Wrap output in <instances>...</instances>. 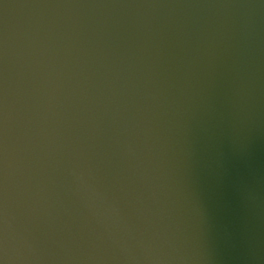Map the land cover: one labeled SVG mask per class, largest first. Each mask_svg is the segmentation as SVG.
<instances>
[{
	"label": "water",
	"instance_id": "95a60500",
	"mask_svg": "<svg viewBox=\"0 0 264 264\" xmlns=\"http://www.w3.org/2000/svg\"><path fill=\"white\" fill-rule=\"evenodd\" d=\"M0 264H264V0H0Z\"/></svg>",
	"mask_w": 264,
	"mask_h": 264
}]
</instances>
